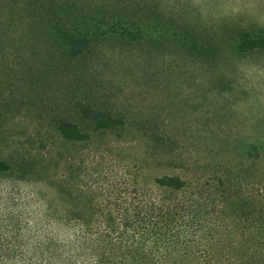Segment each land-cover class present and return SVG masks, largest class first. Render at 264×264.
<instances>
[{
    "label": "rangeland",
    "instance_id": "obj_1",
    "mask_svg": "<svg viewBox=\"0 0 264 264\" xmlns=\"http://www.w3.org/2000/svg\"><path fill=\"white\" fill-rule=\"evenodd\" d=\"M23 1L0 0V152L43 159L60 199L38 182L13 189L36 188L66 212L97 202L103 211L116 210L134 182L168 195L152 182L161 174L221 178L231 197L215 200L205 227L189 233L210 257L165 251V264H241L249 248L264 264V223L248 218L264 199V0H56L93 18L97 10L138 18L143 32L139 44L103 40L71 67L49 63ZM77 98L126 124L62 139L52 120L73 116Z\"/></svg>",
    "mask_w": 264,
    "mask_h": 264
},
{
    "label": "trees",
    "instance_id": "obj_2",
    "mask_svg": "<svg viewBox=\"0 0 264 264\" xmlns=\"http://www.w3.org/2000/svg\"><path fill=\"white\" fill-rule=\"evenodd\" d=\"M20 4L30 20L28 27L45 35L48 61L53 65L83 64L103 40L139 44L144 39L140 20H128L122 13L112 11L106 16L97 10L94 15L100 16L93 18L83 9L70 12L56 0H25ZM244 43L251 48L258 44L249 37ZM75 101L73 116L52 120L56 133L68 142L88 140L93 132L126 124L120 114L99 112L85 99ZM43 164V159L27 152H0V264H165V251L205 252L210 257L206 243L194 240L189 233L205 227V214L215 200L220 203L231 197L226 198L225 193L232 186L223 179L210 183L203 178L187 180L175 172L161 174L152 182L168 195L152 196L149 187L134 182L128 184L129 192L121 191L116 210L104 206L100 211L101 202H97L84 211L66 212L58 207L57 200H45L36 188L13 189L16 184L18 189L38 182L45 185L50 198L60 199L52 182L44 179ZM110 203L114 202L106 205ZM252 215L256 222L249 221L250 225L264 223L263 198L248 218ZM217 222L214 218L212 225ZM154 252L162 256L154 259L150 255ZM258 259V252L249 248L240 262L260 264Z\"/></svg>",
    "mask_w": 264,
    "mask_h": 264
}]
</instances>
